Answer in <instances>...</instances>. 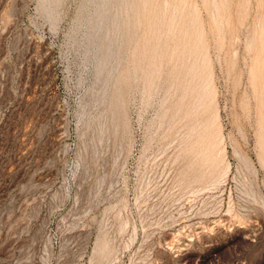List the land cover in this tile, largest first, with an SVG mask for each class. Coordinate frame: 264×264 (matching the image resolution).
I'll list each match as a JSON object with an SVG mask.
<instances>
[{
    "label": "rangeland",
    "instance_id": "1",
    "mask_svg": "<svg viewBox=\"0 0 264 264\" xmlns=\"http://www.w3.org/2000/svg\"><path fill=\"white\" fill-rule=\"evenodd\" d=\"M81 1L0 0V264H264V0H115L104 85Z\"/></svg>",
    "mask_w": 264,
    "mask_h": 264
},
{
    "label": "bare ground",
    "instance_id": "2",
    "mask_svg": "<svg viewBox=\"0 0 264 264\" xmlns=\"http://www.w3.org/2000/svg\"><path fill=\"white\" fill-rule=\"evenodd\" d=\"M57 2L58 0H41V8L50 19L53 18L54 5ZM114 2L115 0H82L80 3V16L77 19L79 27L85 28L83 31L84 38L87 41L85 55L91 59L94 66V75L101 85L106 84L109 76L114 73L115 65L113 63L119 57V45L122 41L121 36L117 39L113 37L120 26L119 16L112 12ZM103 70L104 76L99 79V75Z\"/></svg>",
    "mask_w": 264,
    "mask_h": 264
}]
</instances>
